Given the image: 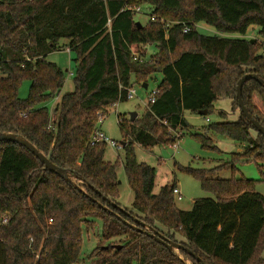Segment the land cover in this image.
Listing matches in <instances>:
<instances>
[{
  "label": "trees",
  "instance_id": "obj_1",
  "mask_svg": "<svg viewBox=\"0 0 264 264\" xmlns=\"http://www.w3.org/2000/svg\"><path fill=\"white\" fill-rule=\"evenodd\" d=\"M142 7L156 21L140 27L135 10ZM201 23L217 34L202 35ZM253 26L261 44L245 38ZM62 41L75 55V91L49 107L65 73L47 56ZM150 45L157 53L146 60ZM248 74L264 78V0H0V135L25 138L82 190L20 144L0 142V220L9 218L0 227V264H77L84 227L96 220L106 245L97 247L92 264H264V196L252 180L209 177L225 168L235 173L239 163L264 169V136L237 100L238 82ZM159 75V94L144 115L134 122L118 118L135 195L128 210L118 202L117 165L105 161L106 143L92 141L109 109L128 101L133 80L143 87ZM25 81L31 87L21 99ZM242 98L264 127V86L246 82ZM219 100H230L239 119L207 130L243 150L214 170L186 169L215 196L195 200L186 212L175 204L176 185L154 194L156 171L138 162L134 146L174 144V133L183 138L191 129L186 112L210 115ZM191 136L217 149L204 134ZM126 223L148 231L144 224L184 249L169 251Z\"/></svg>",
  "mask_w": 264,
  "mask_h": 264
},
{
  "label": "rangeland",
  "instance_id": "obj_2",
  "mask_svg": "<svg viewBox=\"0 0 264 264\" xmlns=\"http://www.w3.org/2000/svg\"><path fill=\"white\" fill-rule=\"evenodd\" d=\"M141 13L136 14L135 20L146 25L150 21L151 8L142 7ZM198 31L205 36H214L216 30L206 24L201 23L197 27ZM259 27L253 26L249 29L245 38H249L262 43L259 34ZM235 38H244L242 36H233ZM68 41L61 42V49L47 56V61L55 63L65 73V85L58 95L57 99L50 103L49 107H55L64 95L71 94L75 91L76 63L75 55L70 53ZM146 60L157 53V47L150 45L147 47ZM144 52H146L144 50ZM156 79V80H154ZM162 78L156 76L149 84L148 89H144L142 85L137 84L133 80V89L136 95L132 100L119 103L109 109L108 114L99 122L98 130L110 140L122 145L124 135L122 134L119 124V116L125 120H130L132 113H137L138 117H142L146 110V103L151 93L158 88ZM31 87L30 81L23 82L19 96L21 99H27ZM185 118L191 129L185 134L181 140L176 141L178 149L168 146H155L148 150L140 145L134 146L136 158L139 163H145L153 167L156 171L154 194H159L162 187L176 185L182 192V201L180 196H175V204L180 210L191 211L193 203L198 199L212 198L215 199L213 193L202 188L199 180L186 171L191 168L194 170H214L223 164L231 161L234 153L243 150V146L228 137L208 132L207 127L210 124L222 122H236L239 119L238 113H233L232 102L230 100H219L215 103L214 112L207 116L185 113ZM193 134H204L212 139L216 150L203 147V144ZM105 161L117 165V178L119 182V199L118 202L125 209L132 210L135 200L126 171L124 169L125 152L122 148H114L110 144H106ZM236 172L231 168H225L209 175L213 179L230 180L234 175L238 178H246L255 182V191L264 196V181L262 171L256 163H239L236 166ZM106 242L102 239V222L95 221L91 228L84 227L82 249L79 262L77 264H92L96 257H92L98 246H104Z\"/></svg>",
  "mask_w": 264,
  "mask_h": 264
},
{
  "label": "water",
  "instance_id": "obj_3",
  "mask_svg": "<svg viewBox=\"0 0 264 264\" xmlns=\"http://www.w3.org/2000/svg\"><path fill=\"white\" fill-rule=\"evenodd\" d=\"M138 25L141 27L142 24L138 22ZM254 42V40H253ZM257 81L259 82L262 86H264V78L257 75V74H248L245 75L244 77H242L240 79V81L238 82V87H237V100H238V104L240 107V111L241 113L245 116V118L247 119V121L249 123H251L253 125V127L264 136V127L253 118V116L249 113L248 109L246 108L243 98H242V91H243V86L246 82L248 81ZM144 89H147L148 86L144 85L143 86ZM199 115L201 116H207V111H201L199 112ZM138 117L137 113H132L130 116V120L132 122H134ZM0 142H14V143H18L21 146L25 147L26 149H28V151H30L37 159L40 160V162L42 164L45 165L46 169L48 171H50L51 173H54L56 175H58L59 177H61L62 179H64L66 182L73 184V186L82 191L77 184H75L73 182L72 177L69 175L68 172H66L65 170L58 168L57 166H55L53 163H51L49 161V159L43 155L42 153H40L36 147L31 144L29 141H27L25 138L18 136V135H12V134H1L0 135ZM101 206V205H100ZM122 211H124L122 208H120ZM116 218H118L120 221H122V218L120 216H118L117 214H113ZM129 227H131L134 230H138L140 232H145L146 234L154 237L156 239V241L158 243H160L161 245H163L164 247H166L169 251H177V250H183L184 247L178 243H175L165 237H163L162 235H160L158 232L151 230L149 227H147L146 225H142V227L144 229H147L148 231H144L142 229H138L137 227L130 225L128 223H126ZM152 231V234L149 233V231ZM108 248V247H106ZM119 248V247H117ZM187 252L189 253V255H193V253L190 250H187ZM198 261L202 262V260L200 258H197ZM204 264V263H203Z\"/></svg>",
  "mask_w": 264,
  "mask_h": 264
},
{
  "label": "built area",
  "instance_id": "obj_4",
  "mask_svg": "<svg viewBox=\"0 0 264 264\" xmlns=\"http://www.w3.org/2000/svg\"><path fill=\"white\" fill-rule=\"evenodd\" d=\"M142 8H138L135 10V12L138 14V13H141V10ZM151 20L153 21H156V18L155 17H151ZM161 22H164V20H161ZM168 27V26H167ZM190 32V28L188 26H185L184 27V33H189ZM137 56V55H136ZM128 95H127V99L128 100H132L135 95H136V91L133 89V87L129 88L128 90ZM159 94V90L158 88L155 89L152 93H151V96L150 98L148 99V102L145 104L146 105V108H148L150 105L154 104L156 102V97L158 96ZM115 106H118L115 105ZM103 119L100 121V123H102ZM174 136H175V141H179L181 140L182 138V134L181 133H174ZM106 143V144H110L112 145L114 148H122V145H119L118 143H116L115 141L113 140H110L109 138H107L102 132L98 131L96 133V135L93 137V141H92V145L96 144V143ZM172 148L174 149H178V145L176 143L172 144ZM174 194L175 196H180V198H182V194L181 192L175 188L174 189ZM9 221V218L8 217H4L3 219L0 220V227L1 225L3 224H7ZM52 222V221H51Z\"/></svg>",
  "mask_w": 264,
  "mask_h": 264
},
{
  "label": "crops",
  "instance_id": "obj_5",
  "mask_svg": "<svg viewBox=\"0 0 264 264\" xmlns=\"http://www.w3.org/2000/svg\"><path fill=\"white\" fill-rule=\"evenodd\" d=\"M147 50H148V48L145 49L146 53H147ZM147 89H148V88H147ZM99 131L101 132V130H99ZM176 188L181 192V190H180L177 186H176ZM181 194H182V192H181ZM182 199H183V198H181V201H182Z\"/></svg>",
  "mask_w": 264,
  "mask_h": 264
}]
</instances>
